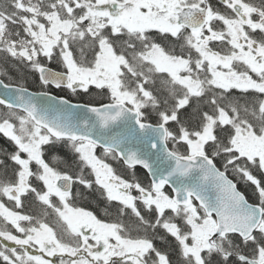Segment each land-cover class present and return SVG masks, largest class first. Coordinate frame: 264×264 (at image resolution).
<instances>
[{
  "label": "snow or ice",
  "instance_id": "obj_1",
  "mask_svg": "<svg viewBox=\"0 0 264 264\" xmlns=\"http://www.w3.org/2000/svg\"><path fill=\"white\" fill-rule=\"evenodd\" d=\"M0 77V264H264V0H0Z\"/></svg>",
  "mask_w": 264,
  "mask_h": 264
},
{
  "label": "trees",
  "instance_id": "obj_2",
  "mask_svg": "<svg viewBox=\"0 0 264 264\" xmlns=\"http://www.w3.org/2000/svg\"><path fill=\"white\" fill-rule=\"evenodd\" d=\"M2 78V77H0ZM17 79L19 80L20 83H23L24 86L28 87L29 90L33 91V92H37V91H40L39 87L33 83V78L31 76H29L27 78V81L17 77ZM5 82H10L7 78H5ZM13 83H15L16 81L13 80L11 81ZM51 94L53 95H63L69 99H71L74 103L76 102H84L88 99V97H84L83 99H80L79 97H74V96H71L67 90H65L64 92H60L59 90H55L53 91ZM4 141L2 139H0V147H3L4 146ZM119 171V169H118ZM136 174H137V177L141 180V182L143 183H148L149 181V178L147 176V174L140 168H137L136 169ZM82 206L85 207V208H88L89 210H92L94 212L97 213L98 216H100L101 218H105L103 215H102V210L98 207L97 203L95 200H92L90 202H84L82 203Z\"/></svg>",
  "mask_w": 264,
  "mask_h": 264
},
{
  "label": "water",
  "instance_id": "obj_3",
  "mask_svg": "<svg viewBox=\"0 0 264 264\" xmlns=\"http://www.w3.org/2000/svg\"><path fill=\"white\" fill-rule=\"evenodd\" d=\"M31 91V90H30ZM4 90L3 89H0V95H4ZM53 95V94H52ZM139 168V167H138ZM142 169V168H140ZM145 173H146V170L142 169ZM150 179V177H148Z\"/></svg>",
  "mask_w": 264,
  "mask_h": 264
}]
</instances>
